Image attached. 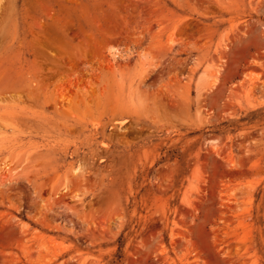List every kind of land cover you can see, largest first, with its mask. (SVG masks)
I'll use <instances>...</instances> for the list:
<instances>
[{
	"label": "rangeland",
	"instance_id": "1",
	"mask_svg": "<svg viewBox=\"0 0 264 264\" xmlns=\"http://www.w3.org/2000/svg\"><path fill=\"white\" fill-rule=\"evenodd\" d=\"M264 264V0H0V264Z\"/></svg>",
	"mask_w": 264,
	"mask_h": 264
},
{
	"label": "trees",
	"instance_id": "2",
	"mask_svg": "<svg viewBox=\"0 0 264 264\" xmlns=\"http://www.w3.org/2000/svg\"><path fill=\"white\" fill-rule=\"evenodd\" d=\"M122 249H123V238H121L119 240V249H118V252L115 255V260H114L113 264H121V262L123 260Z\"/></svg>",
	"mask_w": 264,
	"mask_h": 264
}]
</instances>
